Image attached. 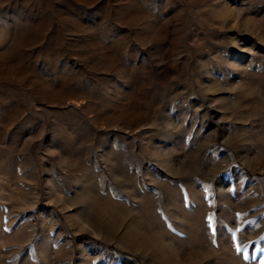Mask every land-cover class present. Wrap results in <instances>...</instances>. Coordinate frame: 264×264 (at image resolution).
Here are the masks:
<instances>
[{
	"label": "rangeland",
	"instance_id": "1",
	"mask_svg": "<svg viewBox=\"0 0 264 264\" xmlns=\"http://www.w3.org/2000/svg\"><path fill=\"white\" fill-rule=\"evenodd\" d=\"M0 264H264V0H0Z\"/></svg>",
	"mask_w": 264,
	"mask_h": 264
},
{
	"label": "trees",
	"instance_id": "2",
	"mask_svg": "<svg viewBox=\"0 0 264 264\" xmlns=\"http://www.w3.org/2000/svg\"><path fill=\"white\" fill-rule=\"evenodd\" d=\"M250 175V174H249ZM84 239L86 240V241H93L94 243H96V244H101L99 241H96V240H94V239H91V238H89V236H84ZM108 249H110V250H115L116 251V249L114 248V247H111V246H108ZM117 252H119V251H117ZM122 254V253H121Z\"/></svg>",
	"mask_w": 264,
	"mask_h": 264
}]
</instances>
